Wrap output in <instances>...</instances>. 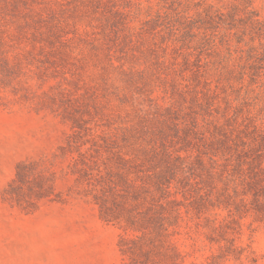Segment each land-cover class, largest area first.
I'll list each match as a JSON object with an SVG mask.
<instances>
[{"label":"rangeland","instance_id":"1","mask_svg":"<svg viewBox=\"0 0 264 264\" xmlns=\"http://www.w3.org/2000/svg\"><path fill=\"white\" fill-rule=\"evenodd\" d=\"M229 1L0 0V264H264V0Z\"/></svg>","mask_w":264,"mask_h":264},{"label":"trees","instance_id":"2","mask_svg":"<svg viewBox=\"0 0 264 264\" xmlns=\"http://www.w3.org/2000/svg\"><path fill=\"white\" fill-rule=\"evenodd\" d=\"M207 1V3L205 4V5H228V3L230 2L229 0H206ZM208 1H211L212 3H208ZM249 1V0H248ZM250 2V1H249ZM250 4V3H249ZM214 6H210V8H213ZM211 17H209V19H210ZM258 21V25H260V21H259V19H257ZM260 181V182H259ZM261 182H263L264 183V179L262 178V176L261 177H257L254 181H253V183H252V186H253V188H255V189H259L260 191H262V193H264V184H260ZM260 206V208H262V209H264V204H261V205H259ZM134 264H138L137 262L136 263H134Z\"/></svg>","mask_w":264,"mask_h":264}]
</instances>
